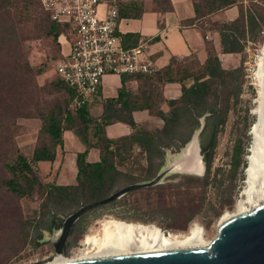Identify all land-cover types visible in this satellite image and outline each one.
I'll return each mask as SVG.
<instances>
[{
	"label": "rangeland",
	"instance_id": "374dc122",
	"mask_svg": "<svg viewBox=\"0 0 264 264\" xmlns=\"http://www.w3.org/2000/svg\"><path fill=\"white\" fill-rule=\"evenodd\" d=\"M8 1L10 5L0 10V33L4 30L9 33V39L0 43V181L14 176L10 166L17 162L19 154L30 160L36 148L47 146L52 150L56 140L45 129L46 115L50 111L60 112L62 127L66 126L63 121L65 110L75 115V111L69 107L68 93L55 74L59 44L57 37L45 34L48 22L41 1L31 0L30 4L25 3V0ZM243 2L249 5L246 0ZM252 7L262 16L258 18L261 31L248 45L246 43L240 53L243 61L240 63L243 72L242 88L237 103L232 106L217 136L209 183L204 182L206 170L203 161L201 175L182 172L177 165L169 167L181 159L184 147L179 152L167 149L162 166L152 172L148 171L149 164L144 155L134 148L132 155L123 162L119 158L115 159L116 167L136 176L139 179L137 182L150 180L158 172L169 169L160 185L131 191L115 204L111 202L86 212L74 224L65 245L64 256L75 257L84 252L86 236L99 232L100 222L109 218L153 223L163 231L172 233H186L198 225L204 229L206 237L213 238L224 215L235 212L239 200L246 199L243 192L248 186L247 156L251 151L252 128L260 106L259 81L257 77L253 79L247 71L250 52L246 47L253 51L263 46L264 0H254ZM201 25L218 27L206 18ZM26 64L30 70L26 69ZM175 67L180 76L201 71V66L194 59L179 61ZM76 125L80 126L77 121ZM198 134L199 131L192 133L191 138L195 137L199 148ZM237 147L240 162L237 169L233 170ZM198 152L200 154L199 149ZM30 164L41 183L35 185L30 195L13 196L5 187H0V264H46L56 256L51 240L58 229H42L41 238L35 240L31 227H28L30 237L24 236L25 229L21 221H41L44 213L41 208L45 199L44 185L52 182L51 177L48 178L51 173L43 175L36 162L31 161ZM184 175L195 178L183 187H176L184 182ZM214 176L216 179L213 181ZM143 177L148 179L143 180ZM79 206L66 212L59 210L57 214L63 220ZM190 215H193L192 219L186 222Z\"/></svg>",
	"mask_w": 264,
	"mask_h": 264
},
{
	"label": "trees",
	"instance_id": "16d2710c",
	"mask_svg": "<svg viewBox=\"0 0 264 264\" xmlns=\"http://www.w3.org/2000/svg\"><path fill=\"white\" fill-rule=\"evenodd\" d=\"M246 1L249 3L247 6L244 5L243 0H195V16L188 20V23H196L208 14L236 5L238 16L234 20L214 24L218 26L215 29L220 35L222 52L241 53L247 41L254 39L257 33L261 31L258 18H262V16L256 8L252 7L254 0ZM24 2L30 4L31 0ZM9 5L8 0H0V10H5ZM135 15L139 16L140 13ZM45 18L48 22L45 27V34L53 35L54 38L58 37L60 32H63L64 26L51 21L47 13ZM203 31L205 32V29ZM158 38L159 36H154L148 41L153 42ZM7 39H9V33L4 30L0 33V43H4ZM206 49L207 59L203 65H200V72L185 73L181 76L178 73L170 74L176 68L175 64L178 63L176 59H172L170 65L166 67V75L162 76L160 80L180 82L182 93L178 99L166 101L170 107L167 112L160 109L153 110L151 105H148L147 108H149L150 113L162 119L163 126L161 128L148 129L135 123L132 117L133 109L129 108L127 101H125L127 96L123 89L119 90L116 98L107 99L104 102L103 113L99 120L90 116L86 108L76 110L75 115L69 110L64 111L63 121L66 123V127L72 129L85 146V149L76 156V182L70 185H58L54 182L44 185L45 199L41 204L44 213L41 221L39 219L21 221L22 228L25 229V238L30 237L28 227H31L30 230H32L35 240L41 238L42 229L59 230L62 218L57 214V211L66 212L78 205L103 199L119 189L118 187L121 185L137 182L139 179L136 176L118 169L115 165L116 158L123 162L126 157L132 155L134 148H137L144 155L149 164L148 171L152 172L159 169L163 164L166 150L172 148L179 152L185 147L190 141L192 133L199 131L201 120H203V125L198 134L199 151L206 170L204 182L205 184L209 183L208 176L217 145V136L227 120L229 111L239 99L243 72L242 65L232 69H224L213 46L208 43ZM197 64L199 65L198 62ZM172 65H174L173 69L171 68ZM25 67L30 70L27 64ZM187 78L192 80L189 85L186 83ZM64 87L69 97L70 91L65 85ZM60 116V112L55 111H50L46 115L45 129L56 140L52 150H49L47 146L36 148L30 160L19 154L17 162L10 166L14 176L0 181V187H5L11 195L17 197L30 195L34 191L35 185L41 184L30 162L54 160L55 146L62 142L63 127ZM76 119L80 126L75 124ZM113 122L126 123L131 129V133L117 139L108 138L105 134V126ZM91 147H96L99 150V160L96 162L87 160L88 150ZM239 155L240 151L237 147L232 165L233 170L238 167ZM156 160L161 162L155 163ZM193 178L195 177L182 176L184 182L179 183L176 187L180 188L189 184V180ZM142 179L148 178L143 177ZM215 179L214 176L213 181ZM117 202L118 200L113 201V204ZM192 217L193 215L187 217L186 222H189ZM40 222L41 224H39Z\"/></svg>",
	"mask_w": 264,
	"mask_h": 264
},
{
	"label": "crops",
	"instance_id": "0c3cea01",
	"mask_svg": "<svg viewBox=\"0 0 264 264\" xmlns=\"http://www.w3.org/2000/svg\"><path fill=\"white\" fill-rule=\"evenodd\" d=\"M194 1L116 0L119 11L117 30L125 39V45H133L138 39L148 40L159 36L158 40L148 44L149 56L155 62L158 72L155 76L106 75L100 89V100L87 109L90 116L99 120L103 113L104 102L116 98L119 90L123 89L127 96L125 101L129 108L133 109L132 117L135 123L148 129L161 128L162 119L150 113L147 107L151 105L153 110L160 109L167 112L170 107L166 101L181 96L180 82L160 80L166 75L165 69L172 59L178 62L194 59L199 65H203L207 59L206 47L209 43L213 46L224 69H232L240 65L241 54L223 53L218 31L201 25L205 18L210 23L217 24L232 21L238 16V7L229 6L191 24L188 20L195 16ZM138 13L140 15L136 16L135 14ZM57 42L59 55L69 50V44L64 41L63 36L57 37ZM171 68L173 69L174 65ZM176 73L175 69L170 72V74ZM191 82L190 78L186 79L188 85ZM130 133V127L123 122H113L105 126V134L110 139H117ZM61 140V144L55 147L54 160H40L36 162V166L43 175L51 173L48 178L51 177L52 182L58 185L75 184L76 156L85 149V146L68 126L62 128ZM99 155L98 148L91 147L88 150L87 160L96 162L99 160Z\"/></svg>",
	"mask_w": 264,
	"mask_h": 264
},
{
	"label": "built area",
	"instance_id": "2783aa9c",
	"mask_svg": "<svg viewBox=\"0 0 264 264\" xmlns=\"http://www.w3.org/2000/svg\"><path fill=\"white\" fill-rule=\"evenodd\" d=\"M49 19L64 26L69 44L55 62V74L69 91V107L88 109L100 100L106 75H148L158 72L148 53L149 41L138 39L135 45L124 44L118 32L119 11L116 0H40ZM263 33V31H262ZM250 41H247V45ZM247 71L256 78L261 49H251Z\"/></svg>",
	"mask_w": 264,
	"mask_h": 264
},
{
	"label": "bare ground",
	"instance_id": "6f19581e",
	"mask_svg": "<svg viewBox=\"0 0 264 264\" xmlns=\"http://www.w3.org/2000/svg\"><path fill=\"white\" fill-rule=\"evenodd\" d=\"M256 77L260 87V106L252 134L253 142L247 167V187L239 200L235 212H227L222 221L264 203V43L257 61ZM195 137L185 145L181 159L175 162L178 169L186 173L201 175L203 163ZM173 164V163H172ZM174 165V166H175ZM100 231L86 236V249L75 257L56 253L53 261L46 264L136 253L158 252L176 249L205 247L212 238L206 237L202 227H192L186 233L165 232L157 225L109 218L100 222ZM58 231V230H57Z\"/></svg>",
	"mask_w": 264,
	"mask_h": 264
},
{
	"label": "water",
	"instance_id": "95a60500",
	"mask_svg": "<svg viewBox=\"0 0 264 264\" xmlns=\"http://www.w3.org/2000/svg\"><path fill=\"white\" fill-rule=\"evenodd\" d=\"M201 128L202 124L199 132ZM168 170L158 172L150 180L120 187L103 199L80 205L62 220L51 240L54 253L64 252L74 224L86 212L131 191L159 184ZM62 264H264V203L220 222L216 234L205 247L97 257Z\"/></svg>",
	"mask_w": 264,
	"mask_h": 264
}]
</instances>
